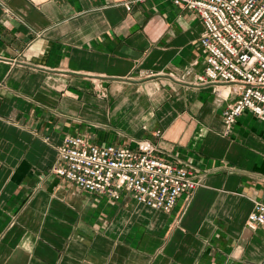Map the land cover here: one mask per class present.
Instances as JSON below:
<instances>
[{"label":"crops","instance_id":"0c3cea01","mask_svg":"<svg viewBox=\"0 0 264 264\" xmlns=\"http://www.w3.org/2000/svg\"><path fill=\"white\" fill-rule=\"evenodd\" d=\"M203 31L172 0H0V264H264V120L227 131ZM71 134L148 139L203 183L169 212L82 189L53 170Z\"/></svg>","mask_w":264,"mask_h":264},{"label":"built area","instance_id":"2783aa9c","mask_svg":"<svg viewBox=\"0 0 264 264\" xmlns=\"http://www.w3.org/2000/svg\"><path fill=\"white\" fill-rule=\"evenodd\" d=\"M172 1L194 10L204 25L205 66L198 82L214 84L219 98L234 95L223 111L227 131L247 110L264 120V0ZM155 150L148 139L132 148L71 134L57 147L53 170L82 189L113 199L127 189L138 202L169 212L179 196L192 194L203 180ZM247 224L264 226L263 201H255Z\"/></svg>","mask_w":264,"mask_h":264},{"label":"bare ground","instance_id":"6f19581e","mask_svg":"<svg viewBox=\"0 0 264 264\" xmlns=\"http://www.w3.org/2000/svg\"><path fill=\"white\" fill-rule=\"evenodd\" d=\"M224 91V90H223ZM224 93V92H223Z\"/></svg>","mask_w":264,"mask_h":264}]
</instances>
